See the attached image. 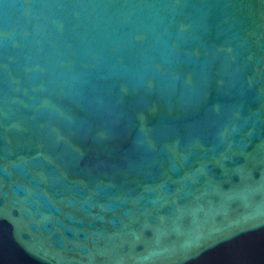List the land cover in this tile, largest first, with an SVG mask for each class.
I'll return each mask as SVG.
<instances>
[{"label":"water","instance_id":"obj_1","mask_svg":"<svg viewBox=\"0 0 264 264\" xmlns=\"http://www.w3.org/2000/svg\"><path fill=\"white\" fill-rule=\"evenodd\" d=\"M0 264H264V0H0Z\"/></svg>","mask_w":264,"mask_h":264}]
</instances>
